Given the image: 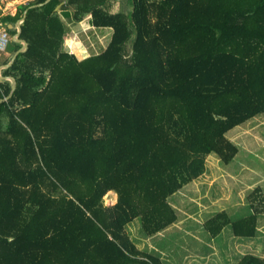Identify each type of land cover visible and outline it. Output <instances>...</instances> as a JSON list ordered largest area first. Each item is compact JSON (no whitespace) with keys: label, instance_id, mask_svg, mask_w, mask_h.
<instances>
[{"label":"trees","instance_id":"1","mask_svg":"<svg viewBox=\"0 0 264 264\" xmlns=\"http://www.w3.org/2000/svg\"><path fill=\"white\" fill-rule=\"evenodd\" d=\"M61 1L1 16L14 23L28 8V46L3 71L17 85L0 102V264H164L126 225L140 217L153 235L174 223L169 197L210 153L230 162L239 147L227 132L264 113V0H132L128 12L114 0H66L59 12ZM70 12L112 29L102 51L64 49ZM10 90L0 78V97ZM262 191L249 194L252 213L221 211L205 228L254 236Z\"/></svg>","mask_w":264,"mask_h":264},{"label":"rangeland","instance_id":"2","mask_svg":"<svg viewBox=\"0 0 264 264\" xmlns=\"http://www.w3.org/2000/svg\"><path fill=\"white\" fill-rule=\"evenodd\" d=\"M117 3L115 9L125 11L126 8L128 10L131 7L132 0H120ZM92 36L91 34L90 38ZM92 47L97 49L94 41ZM7 49L1 53H5ZM226 135L239 147L235 157L225 163L216 153H210L206 158V171L169 197L170 203L176 208L180 217L193 219L186 224L189 230L176 235L170 231L166 235L160 234L152 241L141 237L145 232L141 218L136 217L128 227V231L134 235L133 240L139 247L145 248L154 242L157 253L164 245L169 252L179 248L181 252L187 247L192 248L196 241L195 224L200 219L207 220L216 213L225 211L232 221L252 213L249 194L258 187L264 193V113L236 126ZM110 191L104 196L106 204L114 203L117 196L114 190ZM258 217L263 218L259 222L257 235L251 239L231 238L233 230L230 224L225 226L222 234L214 235L217 236L215 238L217 248L221 249L227 243L226 262L235 263L248 251L264 256V213ZM203 235L207 236V239H198L199 245L203 250H207L211 246L208 240L214 236L206 232ZM213 247L215 246L211 248Z\"/></svg>","mask_w":264,"mask_h":264},{"label":"crops","instance_id":"3","mask_svg":"<svg viewBox=\"0 0 264 264\" xmlns=\"http://www.w3.org/2000/svg\"><path fill=\"white\" fill-rule=\"evenodd\" d=\"M30 1L31 0H0V20L3 22L2 28L4 27L8 30V27H10V24L14 25L17 20L14 23H12V22L6 23L2 20L1 16L6 15V14H11V15L15 14L18 7L21 4H30L29 3ZM65 1L66 0H62L61 2L64 4ZM118 1H120V0H114V3H113L114 10H121V9H115L116 3ZM34 5H37V4L36 3L30 4L29 7L34 6ZM62 5L59 7V9L57 11L62 12ZM130 5H131V7L128 10L126 8L125 12H128L129 10L132 9V4H130ZM27 9L28 8H26L25 10L27 11ZM25 10L23 11L22 16L24 15ZM66 10L68 12L70 11L68 9H66ZM26 14H27V12H26ZM62 16L65 19V21L68 23V25L70 26V30H69L66 38H65V41H64V49L65 50L76 54V56L79 59H82L88 55L98 53L106 47L107 39L109 38V36L111 35V32H112V29L110 27H96V26H94L92 23H90V18H91L90 13L87 14L84 17V19L79 20V21L75 20L72 17L71 12L68 14L63 13ZM13 34H11V41L7 47L8 49L6 50V52L0 53V60H1L0 66L3 64L10 63L12 61L13 57L16 58L18 53L20 52L19 49L23 43L21 41L14 40ZM91 34L93 35L92 38H90ZM14 41L21 43L20 47L16 48L14 45ZM93 41L95 42L97 49H93V47H92ZM15 58L13 59V61L15 60ZM13 61L11 63H13ZM10 65L0 68V78L1 79H8L11 82V86H12V81L8 76H13V75L4 74V72H3L4 69L9 67ZM116 200H117V196H116L114 201H116ZM262 218L263 217H257L256 234L252 237H255L257 235L258 229H259V222ZM191 220H193V219L189 218V217H180L178 214V219L174 223L170 224L169 226L165 227L164 229L160 230L159 232H157L153 235H147L144 233L141 235V237L148 238L149 240L151 239L153 241L160 234L166 235L170 231L174 235H176L177 233L180 234L181 232L186 233L189 230V227H187L186 224ZM205 221L206 220L200 219L198 221V223L195 224V229H196V231H195L196 232V238L195 239H196V241H194L192 248L187 247L185 250H183L181 252H180V248H179V249H176V250L169 252L168 251L169 249L164 245L163 248L160 249V252L157 253L158 250L155 247V243L153 242V244L146 243V244H148V246H146L145 248L143 247L142 249H145V250L155 254L157 257H159L163 261L164 264H202V263L227 264L228 263V262H226V255H227L226 251L228 248V246L226 245L227 243L221 249L217 248V246H216L217 241L215 240V238L217 236H214V238H211L210 240H208V242L211 244L209 249L203 250L201 248V246L199 245L198 239H203V240L207 239V236H204L203 233L206 232V233H208V235L212 236L209 233V231L205 228V224H204ZM132 222H130L126 225V230L129 233L130 237L133 239L134 235L128 231V227L132 224ZM224 228L217 235L222 234L224 232ZM136 231L138 232V230H136ZM233 237H237V238H241V239H247V238L251 239L252 238V237L238 236V235L234 234V232L231 235V238H233ZM152 241H151V243H152ZM212 246H215V247L211 248ZM153 250H156V252H153ZM180 253H181V255H179ZM216 253H217V255H216ZM246 253H253L256 255H260V254L250 252V251H248ZM246 253H244V254H246ZM260 256H263V255H260ZM235 263H228V264H235Z\"/></svg>","mask_w":264,"mask_h":264},{"label":"water","instance_id":"4","mask_svg":"<svg viewBox=\"0 0 264 264\" xmlns=\"http://www.w3.org/2000/svg\"><path fill=\"white\" fill-rule=\"evenodd\" d=\"M46 1H48V0H45L44 2H46ZM44 2L37 3V5L43 4ZM62 4H63L62 2L59 3V4L55 7V10H58L59 7H60ZM26 12H27V11L25 10L24 15H23L21 18L17 19V21L15 22L14 25H13V24H10V27H15V28H16V31H15L14 34H13V39L16 40V41H21V42L23 43L22 46L20 47L19 51L24 50V49L28 46V41L20 37L21 31H22V22H23L24 19H25ZM19 51H18V52H19ZM18 52H17V53H18ZM14 58H15V57H13V59H14ZM13 59H12V61H13ZM12 61H11V62H12ZM11 62H10V63H7V64H3V65H1L0 68L12 64ZM8 77H9V78L11 79V81H12L11 90H10V92H9L5 97H0V102L3 101V100H5V99H7L8 97H10V96L12 95L14 89L16 88V85H17V80H16V78H15L14 76H8Z\"/></svg>","mask_w":264,"mask_h":264},{"label":"built area","instance_id":"5","mask_svg":"<svg viewBox=\"0 0 264 264\" xmlns=\"http://www.w3.org/2000/svg\"><path fill=\"white\" fill-rule=\"evenodd\" d=\"M3 22L0 20V53L7 49L10 41L11 34L6 28H2Z\"/></svg>","mask_w":264,"mask_h":264}]
</instances>
